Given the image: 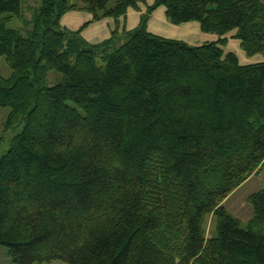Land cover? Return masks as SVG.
Returning <instances> with one entry per match:
<instances>
[{
    "label": "trees",
    "instance_id": "trees-1",
    "mask_svg": "<svg viewBox=\"0 0 264 264\" xmlns=\"http://www.w3.org/2000/svg\"><path fill=\"white\" fill-rule=\"evenodd\" d=\"M30 37L0 0V108L19 129L0 158V247L9 264H264V189L246 228L225 201L264 170V0H39ZM147 6L119 36L127 11ZM165 8L216 42L148 32ZM113 19L90 45L70 12ZM235 33L248 59L225 53ZM56 72L61 80L46 85ZM3 139L0 137V147ZM214 232L208 237V218Z\"/></svg>",
    "mask_w": 264,
    "mask_h": 264
},
{
    "label": "crops",
    "instance_id": "crops-1",
    "mask_svg": "<svg viewBox=\"0 0 264 264\" xmlns=\"http://www.w3.org/2000/svg\"><path fill=\"white\" fill-rule=\"evenodd\" d=\"M147 6H151L155 0H145ZM139 5V12L129 9L126 19L119 20V34L124 30L132 31L138 27L140 17L146 12V7ZM92 16L86 12H70L61 20V26L69 31L76 32L84 24L90 23L82 32L81 37L90 45H98L112 36V32L116 29V23L113 19H105L99 22L91 23ZM148 32L165 39L182 41L192 46H200L206 42H216L218 38L214 35L204 34L200 30L198 23H187L180 26H173L168 22L165 15V8L160 7L150 17L148 22ZM235 33L226 35L228 39L227 45L222 47L225 53H234L237 55L241 65H251L262 62V57L256 56L248 59L240 49V42L235 40ZM4 254L0 252V255ZM8 255V251H7ZM6 255L0 256V264H9Z\"/></svg>",
    "mask_w": 264,
    "mask_h": 264
},
{
    "label": "rangeland",
    "instance_id": "rangeland-1",
    "mask_svg": "<svg viewBox=\"0 0 264 264\" xmlns=\"http://www.w3.org/2000/svg\"><path fill=\"white\" fill-rule=\"evenodd\" d=\"M74 3L79 6H83L82 0H74ZM153 5V4H152ZM41 3L39 0H23L21 7L20 17L13 16V18L7 23V28L17 30L22 36L28 38L33 30V25L36 17L39 14ZM147 9V7H146ZM183 25V24H181ZM174 26V25H173ZM180 26V25H179ZM125 31V30H124ZM119 33V32H118ZM123 32L119 34L122 36ZM12 75V70L9 67L6 58H0V76L9 78ZM61 80V75L56 72H51L48 75L46 85L53 87ZM10 113V108H0V137L3 139V143L0 147V158L5 154L8 149L11 139L21 132L19 129L6 130L5 124L7 122ZM264 189V170L258 176L252 177L244 185H242L234 194H232L226 201L225 207L235 218H237L242 227L246 228L251 217L252 208L248 202V198ZM214 232V219L208 218L207 221V235L210 237ZM0 252L4 253L0 256L6 255L7 261L9 256L7 255V249L0 247ZM10 263V262H9ZM53 264H63L62 262H55Z\"/></svg>",
    "mask_w": 264,
    "mask_h": 264
}]
</instances>
